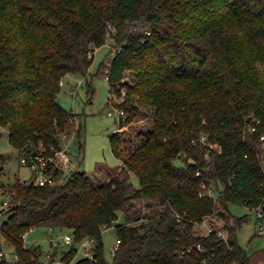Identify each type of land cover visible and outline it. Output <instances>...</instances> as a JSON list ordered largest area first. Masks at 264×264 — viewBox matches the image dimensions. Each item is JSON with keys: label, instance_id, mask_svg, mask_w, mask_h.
Returning <instances> with one entry per match:
<instances>
[{"label": "trees", "instance_id": "obj_1", "mask_svg": "<svg viewBox=\"0 0 264 264\" xmlns=\"http://www.w3.org/2000/svg\"><path fill=\"white\" fill-rule=\"evenodd\" d=\"M107 41L114 54L96 73H105L110 93L126 89L117 105L129 113L119 126L140 107L152 111V127L127 153L119 133L110 134L121 166L100 183L77 168L59 185L8 184L0 232L16 264L42 256L22 241L35 226L73 235L66 259L94 237L93 257L75 264H250L236 236L244 216L228 204H264V0H0V125L13 146H59L75 117L58 102L59 81L80 74L91 96L88 69ZM127 70L133 85L121 82ZM219 184L215 200L198 195ZM209 215L223 222L227 241L197 233L194 224ZM104 226L120 239L110 260Z\"/></svg>", "mask_w": 264, "mask_h": 264}, {"label": "rangeland", "instance_id": "obj_2", "mask_svg": "<svg viewBox=\"0 0 264 264\" xmlns=\"http://www.w3.org/2000/svg\"><path fill=\"white\" fill-rule=\"evenodd\" d=\"M108 41L96 47L92 62L88 69L87 81L93 88L91 96L87 93L86 79L80 74H66L63 79V85L57 95L58 102L66 110L75 113L72 126L68 127L67 139H70V154L73 163L91 175V181L100 183L113 175L121 161L111 150L110 134L117 128V118L108 115V110L111 109L110 103V88L109 81L105 77L104 72H97L99 64L104 61L107 64L110 58L111 51ZM103 71L106 67L102 68ZM134 73L127 70L121 80L124 84L133 85L135 82ZM60 79V80H61ZM80 80L84 83L77 86ZM76 89L75 95L70 90ZM122 99H113V104H118ZM132 103H136V97H132ZM125 117L128 111L125 112ZM133 113L134 116L129 120H125L124 124L118 131L121 141L124 140L121 149L123 153L131 151L140 142L145 140L146 132L152 127L153 113L138 107ZM129 117V116H128ZM75 124L81 125L80 132L74 129ZM81 144V145H80ZM125 145V146H124ZM123 146L125 149H123ZM0 155L4 160H0V186L6 188L8 184L13 183L17 179L30 180L31 171L28 166L19 162L20 152L18 148L13 146L8 139V128L0 125ZM96 173L95 175L93 174ZM131 181L134 186H138V179L134 174H131ZM222 189V185L215 187L213 191L216 194ZM10 197L6 193H0V209L3 206V201ZM142 201H137L140 204ZM5 205V204H4ZM264 205V204H263ZM229 212L233 216H244L240 226L236 229L238 243L246 249L250 254V264H264V234H257L256 218L254 207H249L243 204L230 202L228 204ZM7 217L6 213H0V226L2 221ZM122 220V217H119ZM219 225L223 222L219 219ZM61 231L51 233L47 227L35 226L27 231L23 243L26 246L38 245L42 251V259L44 255L52 248L50 236H60ZM115 228L110 227L102 230L103 255L107 260L112 258L111 249L116 241ZM0 243L3 250L9 257L13 255L12 247L4 240L3 234L0 232ZM59 248L66 249L60 241ZM79 247V244H76ZM83 251H78L76 258L83 257Z\"/></svg>", "mask_w": 264, "mask_h": 264}, {"label": "built area", "instance_id": "obj_3", "mask_svg": "<svg viewBox=\"0 0 264 264\" xmlns=\"http://www.w3.org/2000/svg\"><path fill=\"white\" fill-rule=\"evenodd\" d=\"M149 33V31H146ZM110 58L107 61V65L110 63V59L114 54V49L111 51ZM107 78V76L105 75ZM63 79L59 81V85H63ZM84 83V80H80L78 85ZM70 92L75 95L76 89L70 90ZM126 93L125 87L121 89V93L119 99H121ZM110 103L111 109L108 110V115L114 116L117 118V128L114 132H118L121 128L119 126L120 119L125 117V110L124 108L118 106L117 104H113V99H118V96L115 93H110ZM257 121L256 123H258ZM78 125L75 124L74 129L76 130ZM256 130V125L251 126V131ZM68 132H64L60 136V144L58 147L50 146L49 149L45 148L43 144L40 142L38 145H33L32 143L28 144V149L21 148L19 149L20 157L19 162L23 165L29 167L31 171V179L30 180H21L25 182L32 183L36 186H44V185H59L62 183L67 182L73 173L78 167L73 163L70 154V139L66 138ZM262 147H264V133L260 134L259 136ZM200 141H206V135L200 136ZM209 148H219L217 143H210ZM0 193H6L8 197H10L9 189L3 186H0ZM220 194V190L215 194L213 191V185H209L205 189L199 191L198 195L200 197H211L214 200ZM3 206L1 208H8L10 203H8V199L3 201ZM5 204V205H4ZM255 211V218H256V226H257V234L263 235L264 234V205L257 204L254 206ZM177 227L183 228L184 224L182 222L181 215L177 212L174 213ZM219 219L214 215L205 216L194 224V228L196 229L197 233L208 235L211 232H215L217 236H219L223 241H227L228 232L225 228H223V223L219 225ZM113 226L106 227L104 226L103 229H108ZM48 231L53 233L57 231L53 227H47ZM62 234L60 236H50V242L53 244V247H58V252L56 255H53L52 248L49 252L44 255V259L40 256L39 261L36 264H75V258L66 259L68 251L72 247L73 244V235L68 231H61ZM27 232L22 234L23 239H25ZM60 241L63 245L67 246L66 249L59 248ZM120 239L116 238V241L111 249V255L113 256L119 246ZM79 247H77L78 251H83L84 257L92 258L93 257V248L95 244L94 237L87 236L81 239L79 242ZM199 248V246H198ZM18 256L16 253H13L11 257L7 255L5 250L0 249V260H5L7 264H16L18 262Z\"/></svg>", "mask_w": 264, "mask_h": 264}]
</instances>
